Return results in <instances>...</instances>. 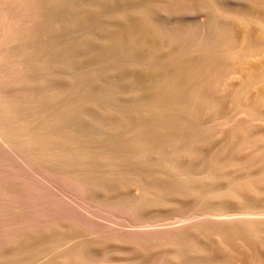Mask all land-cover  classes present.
<instances>
[{
  "label": "bare ground",
  "instance_id": "1",
  "mask_svg": "<svg viewBox=\"0 0 264 264\" xmlns=\"http://www.w3.org/2000/svg\"><path fill=\"white\" fill-rule=\"evenodd\" d=\"M21 1L32 24L1 84L0 144L160 231L167 248L137 245L131 264H264V0ZM54 226L18 243L32 264L104 254Z\"/></svg>",
  "mask_w": 264,
  "mask_h": 264
},
{
  "label": "rangeland",
  "instance_id": "2",
  "mask_svg": "<svg viewBox=\"0 0 264 264\" xmlns=\"http://www.w3.org/2000/svg\"><path fill=\"white\" fill-rule=\"evenodd\" d=\"M11 1H13V2H11ZM20 1L21 0H0V3L3 4V7L8 6L7 8H4V9H6V11L8 13L5 12V10L0 12V67H1L0 68V88H1V84L4 87V85H6L8 80H9V78L4 73H6L7 71H12L15 68L14 67L15 65L13 66L11 64L12 62H9L10 61L9 59L15 60V64L17 65V62H19V60H21V58H23V56L21 54L22 49H23V40H24L23 34L25 33L26 27H28L29 25L32 24V23L28 22V23H26L27 24L26 25L24 20L21 19V17L19 16L23 10V3L21 5V7L20 6L18 7V5H16V4H17V2H20ZM229 1H231V0H229ZM233 2L243 3L242 0H233ZM43 9H45V7H43ZM14 10H16V12H17V10H19V13H14L16 15V17L12 18L13 15L10 13V11H14ZM55 11H56V13L58 11V14H56L54 12L53 15L56 14L58 16L55 15V17H59L60 11L58 9ZM194 11H196V10H193V12L191 11L192 13H194V15L188 11V12L181 14L180 18L184 20V17H185V20L187 21L188 20L187 17H190L189 20H192L191 21L192 23L196 22L199 20L200 11L198 10L197 13H195ZM7 14H8V16H7ZM71 14L73 15V14H75V12L73 11V13H71ZM192 16H194V17H192ZM195 16H198V17H195ZM7 17H8V19H7ZM48 18H49L48 16L43 17V19H42L43 22H46L48 20ZM13 20H17V21H13ZM5 28H6V30H5ZM14 31H15V34H14ZM9 34L11 35V40L7 39L10 36ZM73 35L72 36L70 35L71 37L69 35H66V36H68V38L72 39ZM57 37H59V36H57ZM61 37H63V36H60L59 41L61 40ZM20 38H22V39H20ZM68 38L66 37V39H68ZM62 39H65V37H63ZM66 39H65L64 43L62 42L63 40L59 42L60 45H61V42H62V44H64L63 45L64 47L63 46L62 47L65 50L64 53L66 52L65 54H67V51L69 50V48H68V50H66L67 49L66 46H68V44L71 45L74 38L72 39L71 43H70L71 39L70 40L68 39L69 41ZM15 43H16V46L14 45ZM12 46L16 47L15 49L18 50L19 54H15L13 52L10 54L9 48L12 49L13 48ZM5 51H6V53H5ZM70 53L71 52H69V54ZM5 59H7V60H5ZM16 59H17V61H16ZM47 77H49V75L44 76L45 79H47ZM3 82H4V84H3ZM1 91H3V89ZM0 93H1L0 97L8 96V94H4V91L0 92ZM72 96L73 95H68V97H67L65 95L64 97H66L67 99L62 96L60 98L62 100L57 101L58 103L56 102L57 104L55 106L58 107L57 105H59L60 104L59 102H61V101L62 102L69 101V100L71 101L73 98ZM79 125H80L79 127H81L83 124H79ZM72 126L73 125H71V127ZM75 127H77V124L74 125L73 128H75ZM81 128H83V129H81L82 132H83V130L84 131L89 130L86 126H82ZM78 130L81 131L80 128ZM214 140H217V138L213 139V141ZM214 142H216V141H214ZM0 152H1L0 153V157H1L0 158V175H1L0 176V264H12L11 262H13L15 259H21L24 257H26L28 259L29 264H32L31 260L29 258L32 257L33 252L36 249H33V247L31 248V246L24 247V249H18V245L22 242L24 237L33 236V235H36L39 233H42V234L46 233V232H48V230H50L49 226H54V225L55 226L57 225L56 226L57 228L54 226V228H56V229L60 228V230H62V229L67 230L68 228L69 229L72 228V229H75L74 231H76L77 233L78 232H79V234L81 233V235H84V234L87 235L88 237L84 236L85 238L87 237V239H85L83 241L84 243L80 242L79 245L83 244L85 247L87 246V248H88V246H90L91 244L94 246L95 245L97 246L98 244H100V245H98L99 248H104V251H105L104 254L105 255L103 253L96 255L98 257L97 258L98 260L96 259V257H93L89 261L90 263L89 262L86 263L84 260H77V262H79L78 264H131L130 262L132 260L129 259L130 261H128V257H127L128 254L131 253V251L129 249L132 250V248H136L137 245L140 246L141 250L147 249L150 252V248H152L154 246V244L156 246L157 243L160 242V243H158V246H156V248L158 247L157 250H160V251H158L156 253H159L162 251L161 247L164 248L166 246L165 248H167V245H164V244L162 245L161 239H159L161 237V235L159 237L160 231L155 230L154 228H152L149 225H148V227H151V228H148L147 226L144 227V225L149 224V223H145V224L143 223L142 219H144V217L138 216L137 214L135 215V213L132 211H131L132 212V214H131V212L129 210L128 211L124 210L125 208H121L119 206L113 207V205H111V204L105 205V203H103V206H102V205H100V204H102L101 202H96V200H94L92 198L91 199L88 198L89 200H86L84 197H82V196H84V194L81 191L82 189L79 188L78 183L76 184V181H74V179L72 180V178L69 179L70 177L67 178L68 176L67 177L61 176V174L52 172L51 170L47 169L46 167H43L40 164H38V162L31 160V158L24 156L21 152H19L14 147H11L9 145L7 146V145L0 144ZM2 169H4V170H2ZM67 179H69L70 181ZM47 188H48V190H47ZM39 193H40V195H39ZM30 195H32V196H30ZM85 197H86V195H85ZM92 200H93V202H92ZM81 201H83V202H81ZM96 203H99V205ZM34 206H35V208H34ZM118 208H120V209H118ZM30 214H32V215H30ZM131 217H133V218L135 217L136 219L135 218L131 219ZM140 217H142V219ZM32 218H33V221H32ZM131 220H134V222L136 221V225L138 223H140V225H143V226L139 227V225H137V227H136L135 223L132 224ZM138 220H139V222H138ZM141 222H142V224H141ZM132 225L135 227L134 230L132 228L133 227ZM139 232H140V234H138ZM160 234H162V233H160ZM156 235H157V237H155ZM89 236H90V238H89ZM11 239H12V242H11ZM17 239H19V242ZM141 240H143L144 242H142ZM139 241H141V243ZM149 241H151V242H149ZM85 242H86V244H85ZM104 243H106L108 245H105ZM118 243H119V245H121L123 247L125 245H127V246H125L127 248V249H125L126 250L125 253H124L125 250L123 249V247L119 246ZM142 243L144 244V246L140 245ZM110 244L115 245V247L113 246V248H111L112 246H110V248H107ZM160 244H161V247L159 246ZM98 246L95 249L92 248L91 246H90V248H92L93 250H96V249H99ZM118 246L121 249L120 251L118 250L119 248L117 249ZM149 246H150V248H149ZM12 247H14V248H12ZM156 248L155 247L153 248L154 252L157 251V250H155ZM122 249L124 250L123 252H122ZM137 249H139V247ZM27 250H28V252H27ZM29 250H30V254H29ZM141 250L139 252H141ZM1 251L3 254L1 253ZM152 251H151V253L154 254ZM19 252H20V254H21V252H22V254L24 253L23 256L20 255ZM134 252H136V249H134V251L132 253H134ZM27 253L29 254V256ZM47 254H48V251L46 252V255ZM115 254H117V255H115ZM123 254H125V255H123ZM131 255H133V254H130L129 258H131ZM121 256H126L127 258L122 257V259H121ZM1 257H4V258H1ZM116 257H117V260H113ZM118 257H120L121 260ZM123 258L125 260H127L126 263L124 262ZM35 264H37V263H35ZM59 264H65V263L62 262V260H61V263H59Z\"/></svg>",
  "mask_w": 264,
  "mask_h": 264
}]
</instances>
